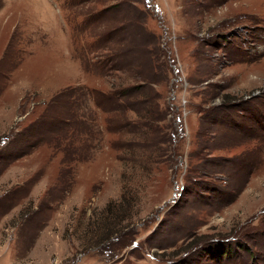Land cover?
Masks as SVG:
<instances>
[{
  "label": "rangeland",
  "instance_id": "1",
  "mask_svg": "<svg viewBox=\"0 0 264 264\" xmlns=\"http://www.w3.org/2000/svg\"><path fill=\"white\" fill-rule=\"evenodd\" d=\"M0 264H264V0H0Z\"/></svg>",
  "mask_w": 264,
  "mask_h": 264
},
{
  "label": "trees",
  "instance_id": "2",
  "mask_svg": "<svg viewBox=\"0 0 264 264\" xmlns=\"http://www.w3.org/2000/svg\"><path fill=\"white\" fill-rule=\"evenodd\" d=\"M135 91H136V88L128 87V88L124 89L123 91L121 90V92L118 93V94H120L119 97H122V98H125L126 99L127 97L132 96ZM255 106H257V105H254V107ZM254 107H251V109H250L248 107V105H247V107H246L247 108V112H250V110L256 111L257 110V107H255V108ZM146 126H147V124L144 125V127H146ZM148 131L149 130H142V133L144 135H148V134L149 135H153V133L148 132ZM169 136L171 137V139L169 138L170 141L172 140V142H173L174 141V138L171 136V134ZM140 149H143V151H145V153L148 154L147 158L156 155V153H155V149L156 148L154 147V144L153 143L152 144H144L142 147H140Z\"/></svg>",
  "mask_w": 264,
  "mask_h": 264
}]
</instances>
